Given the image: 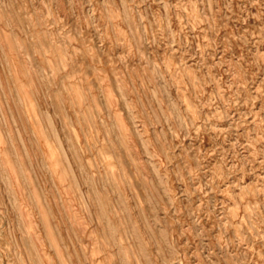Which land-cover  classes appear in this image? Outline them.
<instances>
[{
  "label": "rangeland",
  "instance_id": "rangeland-1",
  "mask_svg": "<svg viewBox=\"0 0 264 264\" xmlns=\"http://www.w3.org/2000/svg\"><path fill=\"white\" fill-rule=\"evenodd\" d=\"M0 264H264V0H0Z\"/></svg>",
  "mask_w": 264,
  "mask_h": 264
}]
</instances>
